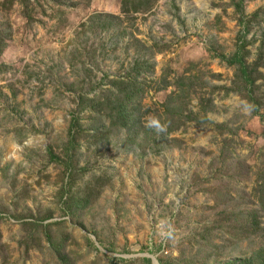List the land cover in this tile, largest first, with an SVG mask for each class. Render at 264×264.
Masks as SVG:
<instances>
[{"label": "rangeland", "instance_id": "1", "mask_svg": "<svg viewBox=\"0 0 264 264\" xmlns=\"http://www.w3.org/2000/svg\"><path fill=\"white\" fill-rule=\"evenodd\" d=\"M2 3L0 264H264V0Z\"/></svg>", "mask_w": 264, "mask_h": 264}, {"label": "trees", "instance_id": "2", "mask_svg": "<svg viewBox=\"0 0 264 264\" xmlns=\"http://www.w3.org/2000/svg\"><path fill=\"white\" fill-rule=\"evenodd\" d=\"M14 2V0H4V3H2V5H12ZM129 3L130 0H124V5L125 3ZM142 3L137 4L133 10L134 11H138L140 8V6ZM237 12H239V18H238V22L239 24L242 26V30L240 31V35H241V39H240V45L237 47V50L235 53H233L231 56H229V59H227L226 57H222L223 60L225 61V63L227 64V66L229 67H233L235 69V73H236V78H237V82H239V85L237 87L238 92H240L242 94V97L244 99H246L248 102H252L254 103V90L258 89L259 87L256 84V82L262 78V74L259 73L258 69L260 67H262V54L261 52L259 53L257 59L252 63V64H247L245 57V54H242V48L245 46L246 42L244 41V37L245 35L249 32V27H250V20L251 19H255L257 17V12L252 14L250 17L245 18V16L243 15L241 9L237 10ZM264 40V36L261 39V45L263 44ZM123 80H119L118 81V87L123 84L126 85L125 83H123ZM139 85V83H137L134 80V86L131 84L130 87H134L137 88V86ZM117 87V85H116ZM136 91L134 92L136 94L137 89H135ZM133 95H127L126 97H124V99H130L132 98ZM127 100V101H128ZM85 101H83V103H85ZM126 102V101H125ZM82 103V104H83ZM116 103V102H115ZM122 105H117L114 108V112L116 113L117 116H119V119H117V121L121 122V126H124V124L126 123L125 117H123L122 115V110H121ZM188 117H186L187 119ZM198 117H195V122L196 124H200L202 120L204 119H200ZM204 122V121H202ZM82 130L77 129V120L76 119H72L71 121V125L69 127V132H68V136H69V141L67 143V145L65 146V153H66V158H67V163L65 165V170L66 171H70L71 172V167H72V163H71V158H70V152L74 151L78 146L77 142V138L81 137L82 134ZM146 262L148 264H150V260H146Z\"/></svg>", "mask_w": 264, "mask_h": 264}, {"label": "water", "instance_id": "3", "mask_svg": "<svg viewBox=\"0 0 264 264\" xmlns=\"http://www.w3.org/2000/svg\"><path fill=\"white\" fill-rule=\"evenodd\" d=\"M153 262V261H152ZM155 262V261H154Z\"/></svg>", "mask_w": 264, "mask_h": 264}]
</instances>
